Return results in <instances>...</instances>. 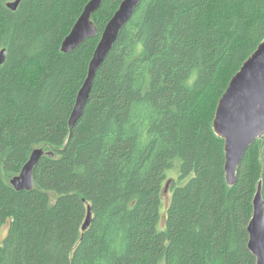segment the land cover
Instances as JSON below:
<instances>
[{
	"label": "trees",
	"instance_id": "16d2710c",
	"mask_svg": "<svg viewBox=\"0 0 264 264\" xmlns=\"http://www.w3.org/2000/svg\"><path fill=\"white\" fill-rule=\"evenodd\" d=\"M15 1L0 0V264H257L248 226L260 185L264 201V138L230 187L213 126L264 41V0H143L73 129L124 0H104L92 16L99 34L70 54L61 45L91 0H21L12 10ZM36 148L53 156L37 165L35 188L18 192L10 180Z\"/></svg>",
	"mask_w": 264,
	"mask_h": 264
},
{
	"label": "water",
	"instance_id": "95a60500",
	"mask_svg": "<svg viewBox=\"0 0 264 264\" xmlns=\"http://www.w3.org/2000/svg\"><path fill=\"white\" fill-rule=\"evenodd\" d=\"M143 0H124L113 18L105 27L100 42L91 60L88 77L81 88L69 125L73 129L81 119L88 103L98 69L118 41L122 30L132 18L136 8ZM104 0H91L76 22L70 34L64 39L61 51L70 54L86 41L97 37L99 30L92 20L103 5ZM21 3L17 0L9 4L16 10ZM6 60V50L0 55V64ZM214 131L225 141V173L230 187L237 183L238 169L245 153L259 139L264 138V41L243 64L240 71L232 78L229 87L221 97L215 119ZM45 156H53L43 148H36L18 176L10 180L11 186L18 192L32 191L35 188L34 172ZM167 192V189H166ZM93 221L91 208L83 230L87 231ZM249 249L257 259V264H264V201L261 185L254 199V215L249 225Z\"/></svg>",
	"mask_w": 264,
	"mask_h": 264
},
{
	"label": "rangeland",
	"instance_id": "374dc122",
	"mask_svg": "<svg viewBox=\"0 0 264 264\" xmlns=\"http://www.w3.org/2000/svg\"><path fill=\"white\" fill-rule=\"evenodd\" d=\"M172 176H174L175 177V179L177 178V175L176 174H173ZM172 179V178H171ZM171 198V194L170 193H168V196L166 197V206L168 205V203H169V199ZM164 215H165V212H164ZM250 225V224H249ZM248 228H249V226H248ZM8 229V228H7ZM6 228H4L1 232H0V239L2 240L3 238H4V235H5V233H6V230H7ZM250 235V234H249ZM249 242H250V239H249ZM249 246V245H248ZM256 258V257H255Z\"/></svg>",
	"mask_w": 264,
	"mask_h": 264
},
{
	"label": "bare ground",
	"instance_id": "6f19581e",
	"mask_svg": "<svg viewBox=\"0 0 264 264\" xmlns=\"http://www.w3.org/2000/svg\"><path fill=\"white\" fill-rule=\"evenodd\" d=\"M79 49V48H78Z\"/></svg>",
	"mask_w": 264,
	"mask_h": 264
}]
</instances>
